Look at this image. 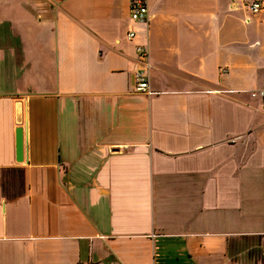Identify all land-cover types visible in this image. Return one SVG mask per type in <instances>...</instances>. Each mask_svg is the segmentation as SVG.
<instances>
[{
    "label": "crops",
    "instance_id": "crops-1",
    "mask_svg": "<svg viewBox=\"0 0 264 264\" xmlns=\"http://www.w3.org/2000/svg\"><path fill=\"white\" fill-rule=\"evenodd\" d=\"M148 1L0 0V264H264V10Z\"/></svg>",
    "mask_w": 264,
    "mask_h": 264
},
{
    "label": "built area",
    "instance_id": "built-area-1",
    "mask_svg": "<svg viewBox=\"0 0 264 264\" xmlns=\"http://www.w3.org/2000/svg\"><path fill=\"white\" fill-rule=\"evenodd\" d=\"M248 7L253 13H258L264 10V0H249ZM130 15L134 21L146 24L149 21V1L131 0ZM250 20V17L246 18V21ZM127 35L129 39H133L136 35V30L134 28H130ZM137 52L141 60L142 66L135 73V87L140 92L152 94L154 93V91L151 90L150 85L149 49L147 46L141 44L137 46ZM252 95L254 97L259 96L264 99V89L257 91L254 90L252 92Z\"/></svg>",
    "mask_w": 264,
    "mask_h": 264
},
{
    "label": "water",
    "instance_id": "water-1",
    "mask_svg": "<svg viewBox=\"0 0 264 264\" xmlns=\"http://www.w3.org/2000/svg\"><path fill=\"white\" fill-rule=\"evenodd\" d=\"M23 107L21 106L18 111V121L17 123L20 125L18 130V138H17V146H18V153L22 155L24 150V142H23Z\"/></svg>",
    "mask_w": 264,
    "mask_h": 264
}]
</instances>
